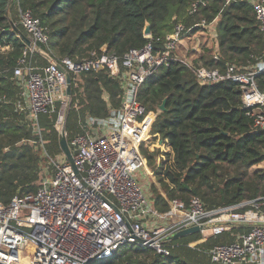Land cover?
<instances>
[{
	"label": "trees",
	"instance_id": "16d2710c",
	"mask_svg": "<svg viewBox=\"0 0 264 264\" xmlns=\"http://www.w3.org/2000/svg\"><path fill=\"white\" fill-rule=\"evenodd\" d=\"M198 1L0 0V203L35 193L47 166L44 151L52 158L62 153L55 115L34 121L16 110L22 89L14 70L26 47L18 31L28 35L11 13L12 4L41 20L50 38L48 50L57 59L83 60L104 46L123 58L150 42L144 34L147 25L151 38L161 43L179 24L189 37L207 32L204 21L208 27L215 25L216 41L202 46L191 64L174 62L158 69L140 91L147 112L157 114L148 139L140 145L160 184L151 192L162 211L167 210L165 197L187 203L199 198L213 210L264 196V131L254 129L243 107L241 86L231 81L203 85L195 73L199 66L225 71L228 66L257 65L264 54V36L255 9L250 0H206L194 13ZM5 47L10 49L1 51ZM256 84L264 92V73ZM122 93L119 82L104 70L72 77L68 141L81 131L85 117L106 118L119 108ZM198 238L195 234L175 239L169 257L127 244L112 258L92 264H210L204 250L235 241L231 233L210 236L202 252L189 249L187 244Z\"/></svg>",
	"mask_w": 264,
	"mask_h": 264
},
{
	"label": "built area",
	"instance_id": "2783aa9c",
	"mask_svg": "<svg viewBox=\"0 0 264 264\" xmlns=\"http://www.w3.org/2000/svg\"><path fill=\"white\" fill-rule=\"evenodd\" d=\"M250 1L264 36V0ZM205 4L206 0H199L193 12ZM18 15V25L31 41L14 70L22 89L15 106L18 112L29 113L34 121L40 115H55L57 132L67 137L72 101L67 94L68 75L72 79L104 70L119 82L123 93L119 108L106 118L85 117L81 131L68 142L76 170L62 153L51 160L55 172L41 179L35 193L17 194L10 203H0V264H92L112 258L127 244L169 257L175 235L193 227H199V238L187 247L195 251L202 252L210 236H235L232 243L203 251L210 264H264V196L209 210L199 198L187 203L163 195L167 210L162 211L137 179L139 171H147L140 145L153 124L140 91L158 69L174 62L192 63L178 55L184 39H195L187 35L185 26L177 25L162 43L146 36L150 42L144 48L123 58L104 46L83 60L57 59L48 50L50 38L41 20L21 8ZM202 27L207 29L205 21ZM38 58L45 64L39 65ZM214 60H219L217 54ZM195 73L203 85L239 84L254 129L264 131V92L256 84L257 76L264 73V54L253 68L228 66L221 71L199 66ZM240 227L246 229L232 233Z\"/></svg>",
	"mask_w": 264,
	"mask_h": 264
},
{
	"label": "rangeland",
	"instance_id": "374dc122",
	"mask_svg": "<svg viewBox=\"0 0 264 264\" xmlns=\"http://www.w3.org/2000/svg\"><path fill=\"white\" fill-rule=\"evenodd\" d=\"M11 6H12L11 7L12 8L11 13L12 14H16L19 17L17 6H15L13 4ZM214 30H215V25H212L210 27V31L207 30V32L205 34H203V35L202 34H198V36H195L196 38L195 37H191V38H195V39H192L193 41H191L190 43L187 44V48L183 47L178 52V55L180 56V58H183L185 60H191L193 62V60L196 57H194V58L192 57V52H193L192 49L201 50V47L204 46V45L211 46L212 45L211 36H212V34H214ZM184 41H187V39H184ZM159 110H160V108H159ZM19 113H21V112H19ZM150 115H152V119H153L152 123H154V121H155V119L157 117V114L156 113H152ZM150 115H149V117H150ZM67 140H68V136H67ZM59 156H62V153ZM59 156H57L55 158H52L48 154V152L44 151L43 157L47 159V163H46L47 166L45 167L44 171L42 172V178H45V177H47L49 175L51 176L52 173L54 174L55 169L51 166L52 165L51 164V160L52 159H57ZM263 166L264 165H261L260 167L263 168ZM255 168H257V167H255ZM147 172H149L150 175ZM137 179L148 192H151V188H152L153 185L157 189H160V184L157 182V179L152 175V172H151V170H150V168L148 166H147L146 173L144 171H142V172L139 171L137 173Z\"/></svg>",
	"mask_w": 264,
	"mask_h": 264
},
{
	"label": "water",
	"instance_id": "95a60500",
	"mask_svg": "<svg viewBox=\"0 0 264 264\" xmlns=\"http://www.w3.org/2000/svg\"><path fill=\"white\" fill-rule=\"evenodd\" d=\"M18 32L20 33L19 36L22 38L24 43L26 45H30L31 44L30 39L27 36H25L24 34H22L20 31H18ZM144 34L146 36H150L151 35V31H150V26L149 25L146 26ZM67 94H68V96L72 95V79H71V77L69 75L67 76ZM165 105H166V102H164L163 105L160 107V111L161 112L165 111V109H166ZM59 143H60V149H61L62 153L67 157V159L69 160V162L71 163L73 168L76 170L74 159H73L72 153H71L70 148H69L67 137H66L64 132L62 134H60V136H59ZM199 231H200L199 227H193V228L184 230V231L176 234L174 238L175 239H179V238L187 237V236H189L191 234H196Z\"/></svg>",
	"mask_w": 264,
	"mask_h": 264
},
{
	"label": "crops",
	"instance_id": "0c3cea01",
	"mask_svg": "<svg viewBox=\"0 0 264 264\" xmlns=\"http://www.w3.org/2000/svg\"><path fill=\"white\" fill-rule=\"evenodd\" d=\"M210 27L211 26H209V27H207V30H209L210 31ZM212 36H214V34H212ZM211 36V39H212V44L215 42L214 40H215V36L214 37H212ZM196 38V37H195ZM191 41H193V40H187V41H183L182 43H181V46H180V49H179V51L181 50V48H183V47H186L187 48V44L188 43H190ZM192 57L194 58V57H197V55L200 53V50H196V49H192ZM191 61V60H190ZM38 62H39V65H44L45 64V62H43V60L41 59V58H38ZM19 100H21V95H20V99ZM18 100V101H19ZM17 101V102H18ZM16 102V103H17ZM16 103H15V106H16ZM26 116L29 118V119H31L32 120V118L30 117V114L28 113V114H26Z\"/></svg>",
	"mask_w": 264,
	"mask_h": 264
}]
</instances>
